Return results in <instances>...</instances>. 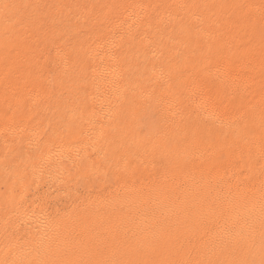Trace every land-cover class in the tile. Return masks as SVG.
Listing matches in <instances>:
<instances>
[{
  "label": "bare ground",
  "instance_id": "obj_1",
  "mask_svg": "<svg viewBox=\"0 0 264 264\" xmlns=\"http://www.w3.org/2000/svg\"><path fill=\"white\" fill-rule=\"evenodd\" d=\"M263 239L264 0H0V264H249Z\"/></svg>",
  "mask_w": 264,
  "mask_h": 264
},
{
  "label": "rangeland",
  "instance_id": "obj_2",
  "mask_svg": "<svg viewBox=\"0 0 264 264\" xmlns=\"http://www.w3.org/2000/svg\"><path fill=\"white\" fill-rule=\"evenodd\" d=\"M86 61L88 62V59H86ZM76 80L77 75L73 74L71 82H69L70 88H76L78 83ZM179 102H181L180 105L184 106L183 100H180ZM156 109L157 108L152 102L142 103L139 104V106L130 114V119L127 124V130L129 131L127 132L129 133L128 137L134 141V144L139 149H145L147 145L154 140V137H158L159 139L157 134L163 129V123L159 119ZM75 127L76 124L74 122L69 124L70 129H74ZM167 149L171 151V153L174 151V147L171 143L167 144ZM249 264H264V239L255 250Z\"/></svg>",
  "mask_w": 264,
  "mask_h": 264
}]
</instances>
